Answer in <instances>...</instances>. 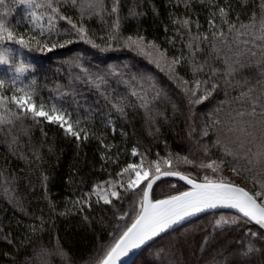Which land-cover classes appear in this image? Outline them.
Instances as JSON below:
<instances>
[{"label": "trees", "instance_id": "16d2710c", "mask_svg": "<svg viewBox=\"0 0 264 264\" xmlns=\"http://www.w3.org/2000/svg\"><path fill=\"white\" fill-rule=\"evenodd\" d=\"M114 2L103 0V10L89 8L87 0L59 6L60 14L83 25L87 38L99 47L82 40L66 21L56 19L49 31L50 25L37 27L21 17L10 0L0 3V18L30 45L11 43L27 66L15 82L0 68V79L6 81L0 94L8 98V108L16 110L11 97L16 87L27 85L38 104L63 110L89 134L87 140H77L57 124L30 116L0 124V264H96L131 223L139 195L123 194L105 205L89 195L92 187L117 180L116 173L142 158L147 167L169 154L187 156L194 163H176V170L197 182L222 175L251 192L261 190L253 181L260 174L254 157L264 146V40L256 38L258 28L230 32L219 8L228 11L237 27L254 19L258 25L262 0H118L119 11L113 14ZM117 17L120 27L114 29ZM185 19L190 21L187 28L174 23ZM209 19L225 33L222 39L212 38ZM34 34L56 47L37 46L30 39ZM128 37H143L171 61L183 57L175 75L128 47ZM229 65L235 71L229 72ZM197 81L207 82L200 84L198 95L205 89L211 95L202 104H189L191 93L184 89H195ZM114 105L123 107V114ZM226 147L233 155L225 153ZM213 160L225 163L216 172L199 166ZM187 189L166 178L156 182L151 197L163 199ZM125 213L130 215L120 220ZM221 219L229 223L216 228ZM248 231L264 230L246 224L238 212L214 211L155 238L132 264H243L239 254L250 242L264 249V235L253 241L244 234ZM250 259L264 264L260 251Z\"/></svg>", "mask_w": 264, "mask_h": 264}, {"label": "snow or ice", "instance_id": "6c2138e0", "mask_svg": "<svg viewBox=\"0 0 264 264\" xmlns=\"http://www.w3.org/2000/svg\"><path fill=\"white\" fill-rule=\"evenodd\" d=\"M69 2L75 5L77 0H19L20 4L50 10L47 14V22L51 26L49 31L55 29L56 24L54 21L56 19L66 21L82 40H86V42L93 47H99V45L95 44L91 39L87 38V33L83 25L78 26L73 22L71 17L60 14L59 6L61 3L68 4ZM117 2H114L111 8V13L113 14L119 11ZM87 4L88 7L92 9L103 10L104 7L103 0H87ZM32 17L38 21L43 18V14L37 16V13L33 12ZM219 17L223 24L228 26L230 32L240 33L241 30L246 32L248 29L258 28L259 35L256 38L264 40V0H262L261 3L258 25L254 19L252 24H240L239 27H237L236 24L229 21L228 11H226L224 7L219 8ZM174 23H180L181 27L187 28L190 21L185 19L183 21H174ZM208 24L213 30L212 38L214 40L224 37L225 33L219 31V26L215 23L214 19H209ZM37 26L42 28L39 24H37ZM119 27L120 21L117 17L113 22V28L119 29ZM197 27H199V25H197ZM39 36L43 37V31L39 33ZM30 39L35 41L37 46L46 47L49 51L56 47L55 44L49 46L41 39H37L35 34ZM204 39H207V37H204ZM193 40L196 41L195 48L198 51L200 36L193 37ZM12 42L22 48L30 47L23 36H15L13 30L2 18H0V68H5L6 66L5 70H12L17 75H20L26 70L27 66L23 63L17 65L13 60V49L7 47V44ZM65 43H71V41H66ZM126 45L142 55H147L149 57L153 56L152 52L145 51L146 44L143 37H128ZM147 46L155 48V45L151 44V42H149ZM188 47L191 49L193 44L190 43ZM104 50L105 49L101 48V51ZM155 50L159 53L160 58L164 57V54L160 52L158 48ZM253 55H255V53H253ZM160 58L156 59L158 67L160 66ZM182 59L184 58L176 57L167 64L171 74L175 75L176 66L181 63ZM262 63H264V61H262ZM232 71H235V69L229 65V72ZM182 82L184 84L188 83L187 81ZM5 83V80L0 79V89L5 87ZM195 83V89L185 88L184 91L186 94L191 93L188 100L189 104H202L211 95V91L205 89L202 95H198L200 84L207 82L197 81ZM215 88L216 85L213 84L211 90L214 91ZM15 93L19 95L13 94L11 101L15 105L16 110H10L5 103L8 98L0 94V108L4 109V112L0 114V124L11 122L12 119H21L29 116L38 122L40 118H43V120L50 124H57L66 134L73 136L77 140H87L89 134L86 129L77 128L79 124L78 121L74 124L68 118L66 112L54 105L48 108L44 103L38 104L34 92L27 85L24 87H16ZM133 94L135 95V93ZM192 97L196 98L192 99ZM143 106L147 107L146 104ZM114 107H117V110L123 114V107L116 105H114ZM254 114L255 113H253V115ZM262 118H264V113H262ZM225 153L227 155H233V152L227 147L225 148ZM132 155H138L136 148L132 149ZM161 160L163 165L166 166L165 170H162ZM254 161L260 169V174L256 176L253 182L256 183L258 181L261 188L255 195L245 188L240 187L238 184L232 183L224 178L211 179L205 176L203 182H197L191 175H186L176 170V163H194V161L187 156L180 157L178 154L175 158L172 154H169L168 157H160L157 160H152L148 163L147 167L145 166L144 158L141 159L140 163H128L126 167H123L120 172L116 173L117 180H108L105 181L104 184L93 185L92 192L89 195H96V202L100 203L102 201L105 205L112 204L114 200H119L123 194L133 193L139 195L138 207L134 209V215H131V223L124 227L119 236L114 239V243L103 252L102 257L97 260L96 264H119L122 258L127 257L132 251L145 246L167 230L172 229L174 226L200 213L210 210L234 209L240 214V218H242L246 224H255L259 226V229L264 230V146L255 154ZM224 163L225 161L223 160L219 161V163L213 160L209 164L205 165L201 163L199 166L202 168H211L213 172H216ZM153 168L155 169L154 173L152 172ZM231 170L237 175H241L236 167H232ZM245 171L248 175H252L247 169H245ZM125 174L128 175L126 181L123 179ZM163 177H176L180 181H184L190 188L186 191H179L176 194L168 195L163 199H154L151 197L153 186ZM105 185H107V187H105ZM76 203H80V201H76ZM84 203L86 204L87 201ZM61 215H63V213H61ZM129 215V213H125L120 216L119 219L124 220L125 217ZM236 222V219L231 221L232 224ZM228 223L229 221L227 220H217L215 227L220 228L222 225ZM32 231H36V229L32 228ZM244 234L252 237L254 241L258 239L260 235H264V231H248ZM8 243L11 244L12 241L9 240ZM256 251H260L261 255L264 256V249L258 250L254 247V244L250 242L246 250L239 254L245 258L243 264H252L250 256L254 255Z\"/></svg>", "mask_w": 264, "mask_h": 264}, {"label": "rangeland", "instance_id": "374dc122", "mask_svg": "<svg viewBox=\"0 0 264 264\" xmlns=\"http://www.w3.org/2000/svg\"><path fill=\"white\" fill-rule=\"evenodd\" d=\"M2 1L3 0H0V3H2ZM10 3H11V6L14 8V10H16V11H18L19 13H20V16L21 17H23L24 19H31L30 21H33L34 23H35V25L37 26V24H39V25H41V26H44V27H47V26H49V24H48V22H47V13H45L44 11H43V9L42 8H35V7H30V6H28V5H24V4H20L19 3V0H10ZM12 4H14V5H12ZM4 12V11H3ZM33 12H36L37 13V16H40L41 14H43V18L42 19H39L38 21L37 20H35L33 17H32V13ZM38 27V26H37ZM148 43L149 42H145V44H146V48H145V51L146 52H152L153 53V56L152 57H150V59L152 58V60H155V62H156V59L157 58H160L159 57V53L158 52H156V48H158L157 46H155V48H153V47H148L147 45H148ZM7 47H9V48H12V45H11V43H8L7 44ZM159 49V48H158ZM160 50V49H159ZM160 52H162L161 50H160ZM163 53V52H162ZM14 54V50H13V52H12V55ZM20 56H21V54H18V53H16L15 52V54L13 55V60L17 63V65L19 64V63H21L20 62ZM171 60L169 59V58H166L165 56L163 57V58H160V64H162L164 67L166 66L167 67V64L170 62ZM5 68H6V66H5ZM5 71H7L8 72V81H11V82H15L16 81V79L17 78H20V76L23 74H20V75H17L14 71H12V70H5ZM14 77V78H13ZM13 80V81H12ZM10 82V83H11ZM16 95H19L18 93H16ZM49 108V107H48ZM134 163H140V161L139 162H134ZM153 171H155V169H152V172ZM223 174V173H222ZM230 174V173H229ZM223 175H228V172L226 173V174H223ZM126 178H128V175L126 174V176H125ZM218 178H223L222 177V175H217V178L216 179H218ZM127 180V179H126ZM239 185V184H238ZM239 186H241V185H239ZM105 187H107V186H105ZM241 187H243V186H241ZM245 188V187H244ZM248 190V189H247ZM249 191V190H248ZM251 192V191H250ZM254 195L256 194L255 192H252ZM190 247V246H189ZM191 249H192V246L190 247V250H188L187 252H188V254H192V252H191ZM134 261V260H133ZM133 263V262H132ZM131 263V264H132Z\"/></svg>", "mask_w": 264, "mask_h": 264}, {"label": "water", "instance_id": "95a60500", "mask_svg": "<svg viewBox=\"0 0 264 264\" xmlns=\"http://www.w3.org/2000/svg\"><path fill=\"white\" fill-rule=\"evenodd\" d=\"M166 178H170V179H176V180H179L178 178H176V177H163L161 180H163V179H166ZM160 181V180H159ZM180 181V180H179ZM181 182H183L187 187H188V189L190 188V186L189 185H187L184 181H181ZM241 187V186H240ZM244 188V187H243ZM187 189V190H188ZM246 189V188H245ZM247 190V189H246ZM186 191V190H185ZM250 192V191H249ZM252 193V192H251ZM253 194V193H252ZM254 195V194H253ZM218 210H231V211H235L236 212V210H234V209H215V210H210V211H207V212H204V213H200V214H198V215H196V216H194V217H192V218H190L189 220H186V221H184V222H182L181 224H179V225H176V226H174L172 229H174V228H176V227H178V226H180V225H182V224H184V223H186V222H188V221H190V220H192V219H194V218H196V217H199V216H201V215H205V214H208V213H211V212H214V211H218ZM172 229H169V230H167L166 232H168V231H171ZM165 232V233H166ZM163 234V233H162ZM161 234V235H162ZM153 241V240H152ZM150 243V242H149ZM148 243V244H149ZM148 244H146L145 246H143V247H141L140 249H137V250H134V251H132L127 257H124V258H122V260L119 262V264H131L132 262H133V260L135 259V257L138 255V253L143 249V248H145Z\"/></svg>", "mask_w": 264, "mask_h": 264}]
</instances>
